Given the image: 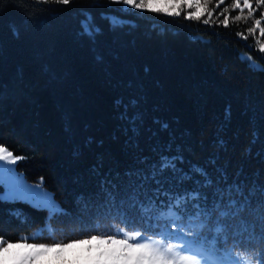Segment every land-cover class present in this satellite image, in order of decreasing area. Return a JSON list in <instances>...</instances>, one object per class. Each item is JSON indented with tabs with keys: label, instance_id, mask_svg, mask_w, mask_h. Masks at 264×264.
Instances as JSON below:
<instances>
[{
	"label": "trees",
	"instance_id": "1",
	"mask_svg": "<svg viewBox=\"0 0 264 264\" xmlns=\"http://www.w3.org/2000/svg\"><path fill=\"white\" fill-rule=\"evenodd\" d=\"M93 3L79 0L78 5L65 7L0 0V88L6 89L0 104V145L24 157L16 169L27 180L41 179L65 209L74 211L78 193L97 190L89 169L98 154H105L106 168L111 160L121 168L131 163L123 150L125 136L114 104L118 97L127 102L130 96L143 97L145 127H157L153 118L168 121L177 143L189 145L186 158L198 164L209 155L217 126L224 122L230 105L231 121L225 133L229 151L221 154V163L230 161L229 172L240 164L249 174L257 168L264 171L259 159L243 156L251 138L250 119L264 134V72L251 70L240 56L249 54L264 67V53L255 43L261 38L258 32L255 37L245 32L247 40L237 35L252 26L251 18L231 20L230 27L224 28L215 22L209 27L188 21L183 15L173 18L145 12L149 18L140 19L136 31L113 34L100 14L118 6L86 7ZM82 8L92 12L104 28L97 45L104 65L96 64L88 41L75 35ZM183 132L188 135L181 140ZM149 136L144 132L141 138L145 155L151 154ZM89 137L95 141L90 145ZM159 139L166 143L168 133H161ZM9 209L22 210L28 223L10 216ZM46 217L45 210L27 202L0 203V235L16 241L42 227ZM60 219L62 223L52 221L54 227L65 229L63 234L56 233V240L91 234L79 229L73 233L69 219ZM34 242L53 240L45 233L44 239Z\"/></svg>",
	"mask_w": 264,
	"mask_h": 264
},
{
	"label": "snow or ice",
	"instance_id": "2",
	"mask_svg": "<svg viewBox=\"0 0 264 264\" xmlns=\"http://www.w3.org/2000/svg\"><path fill=\"white\" fill-rule=\"evenodd\" d=\"M32 2L65 7L79 4V0ZM113 5L118 7L100 14V20L113 34L136 31L138 21L149 18L143 15L145 12L173 18L183 15L188 21L209 27L215 22V26L224 28L230 27V19L239 22L251 18L252 26L237 35L247 40L245 32L253 37L258 32L261 39L255 43L264 53V11L255 17L264 7V0H95L86 7ZM232 11L238 14L231 16ZM78 25L75 35L88 41L94 61L104 65V54L97 47L105 34L102 24L82 8ZM13 34L18 36V30L14 28ZM197 39L203 41L202 37ZM241 59L248 62L251 70L264 72V67L251 62V56ZM144 71L149 69L145 67ZM5 97L6 89L0 88V104ZM142 100V96H130L127 102L124 97L114 101L125 136L123 150L131 163L121 168L119 162L109 158L106 168L105 154H98L89 169L97 190L78 193L74 211L65 209L51 193L26 184L14 168L0 169V184L7 178L0 203L24 201L47 212L45 224L31 235H21L16 241L0 235V264H264V171L257 168L249 174L240 164L229 172L230 161L221 163V154L229 151L225 133L231 121V106L225 108L224 122L217 126L209 155L203 164H198L186 158L189 145L177 143L178 137L168 121L153 118L157 127H145ZM250 124L251 138L243 156L264 164V134L254 118ZM144 132L150 133V155H145L141 147ZM165 132L168 141L162 143L159 137ZM187 135L183 132L179 139ZM93 142L92 137L86 141L89 145ZM20 159L24 157L0 146V161L15 165ZM8 214L28 223L29 218L20 209H9ZM63 217L73 225L71 232L79 229L91 234L66 242L63 237L56 240V233L63 234L65 229L54 227L52 221L62 223ZM45 233L52 243L29 242L44 239Z\"/></svg>",
	"mask_w": 264,
	"mask_h": 264
},
{
	"label": "rangeland",
	"instance_id": "3",
	"mask_svg": "<svg viewBox=\"0 0 264 264\" xmlns=\"http://www.w3.org/2000/svg\"><path fill=\"white\" fill-rule=\"evenodd\" d=\"M231 2V0H228V3H230ZM253 3H254V0H253ZM221 7H223V5L221 6ZM132 11H140V10H132ZM186 11V10H185ZM261 11H264V7H261L260 8V10L259 11H257L256 13H260ZM238 14V12H236V11H232L231 12V16H235V15H237ZM247 13L245 12V15H246ZM220 19H222V17H220ZM230 21H231V19H230ZM240 56H250L249 54H246V53H241L240 54ZM247 62V61H246ZM251 62H253V63H256V64H258V65H260L261 67H263V65L260 63V62H258V61H256L255 59H253L252 58V61ZM248 63V62H247ZM0 146H2V145H0ZM8 168V167H11V168H14L15 169V174L17 175V176H20V177H22L23 178V181L26 183V184H28V185H30V186H32V187H40V188H42L44 191H47V192H49V193H51L53 196H54V194H53V192H51L50 190H48L46 187H44L43 186V182H42V180L41 179H38L37 181H30V180H27L26 178H25V176L23 175V173L22 172H19L17 169H16V164L15 165H13V164H9V163H7L6 161H0V169H2V168ZM6 186H7V178H6V182L4 183V184H0V194H3L5 191H6ZM55 198V197H54ZM57 202H59L57 199H55ZM22 202H24V201H22ZM28 203V202H27ZM30 204V203H29ZM41 227H39V228H37V229H40ZM37 229H35L34 231H32V232H30V233H28V234H23V235H31L32 233H34V232H36V230ZM29 242H34V241H29ZM36 243H38V242H36Z\"/></svg>",
	"mask_w": 264,
	"mask_h": 264
}]
</instances>
